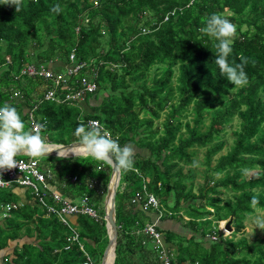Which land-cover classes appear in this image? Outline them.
Segmentation results:
<instances>
[{
  "label": "trees",
  "instance_id": "trees-1",
  "mask_svg": "<svg viewBox=\"0 0 264 264\" xmlns=\"http://www.w3.org/2000/svg\"><path fill=\"white\" fill-rule=\"evenodd\" d=\"M56 4L62 8L59 14L51 12ZM215 13L236 26L228 59L246 61L248 82L243 87L230 84L220 72L214 39L199 31ZM68 64L81 67V77L97 84L83 109L66 102L61 84L55 89L56 101L41 103L44 87L52 82L21 73L43 66L62 83ZM74 81L71 75L66 83L73 86ZM4 104L16 107L27 127L32 111L36 122H44L42 135L51 144L77 142L75 129L94 120L121 146L134 147L136 170L120 175L115 196L113 264H162L151 240L136 233L144 224L135 215L147 220L148 213L128 207L143 186L173 210L172 217L161 221L188 218L191 256L182 257L179 243L175 264H264V236L250 244L242 236L247 216L264 212V0H23L19 12L0 0V106ZM165 110L164 121L156 124ZM235 119L239 127L230 149L211 166L224 148L221 134ZM197 148L206 149L207 170L199 185L194 184L193 169L184 172L194 164ZM37 160L48 183L63 196L76 200L87 195L98 210L110 166L83 156ZM247 172H254L249 179ZM211 173L222 176L214 179ZM140 176L146 179L143 183ZM91 181L103 191L89 188ZM219 188L231 197L223 200ZM253 197L259 200L255 207ZM33 199L31 212L21 214L12 205L16 219L3 217L12 232L2 233L0 250L18 239L23 228L36 241L16 246L6 264H82V251L67 242L68 230ZM98 214L103 217V208ZM72 218L85 250L103 256L108 243L103 218ZM230 219L233 231L225 237L218 222ZM158 230L166 244L173 243V233L160 225ZM212 232L217 241H208ZM112 259L110 254V264Z\"/></svg>",
  "mask_w": 264,
  "mask_h": 264
},
{
  "label": "clouds",
  "instance_id": "clouds-1",
  "mask_svg": "<svg viewBox=\"0 0 264 264\" xmlns=\"http://www.w3.org/2000/svg\"><path fill=\"white\" fill-rule=\"evenodd\" d=\"M5 5H14L16 12L21 11L23 6V0H4ZM62 11V8L59 4L54 5L51 8V12L59 14ZM167 19V16L165 17ZM236 26L231 23L227 18H225L222 14L215 13L212 14L210 17H208L205 22L204 26L199 29V31L209 37H212L214 39L213 47L216 51V58H215V64L218 66L220 72L226 76L228 82L236 87H243L247 84V75L244 71V65L246 61L242 60L241 63H230L229 62V56L232 53V43L233 38L236 34ZM144 29H142V32ZM77 65L68 64L67 66V72L65 74V78L63 79L64 82L61 86V91L64 92V97L66 102L72 106L76 103H84L86 102V99L88 95H91L96 92L97 90V84L95 81L88 82L95 85V90L93 92L84 91L82 99H72L71 96L74 93V91L71 88H80L84 89L81 83V80L83 79L79 72L82 70L80 68L75 73L69 74L70 71L74 70V68ZM73 75V78L75 79L73 86H68L66 83V80L70 78V76ZM43 79V78H42ZM44 80V79H43ZM47 81V80H46ZM50 88V85H46L44 87V92L42 94L40 102H53L57 100V97L53 101H46L44 99V94L46 93L47 89ZM72 93V94H70ZM69 97V98H67ZM33 106V105H32ZM33 108H36L33 106ZM29 122L36 123L34 127H31L29 124V127L26 126L25 122L21 118V114L18 112L16 107L11 106L9 104H4L3 106H0V170H10L17 167V158H24L26 160H33L37 162V166L39 171L45 176V183L49 187V189L53 192L58 193L62 198L69 200L73 204H77L79 200L85 196L88 198V203L92 206V208L96 211L98 219L94 221H99L103 218L105 221L106 216V210L104 211L103 217L98 214V210H96L95 206L91 203L90 197L87 195L79 196L76 200L68 198L63 196L54 186L50 185L48 183V177L46 174L42 172V170L39 168L38 160L36 157H46V154H49L53 151H57L58 158H66L69 154V151L74 155V157L77 156H83L85 158H92L97 162H100L104 165L110 166L113 169V172L117 175H123L127 173L128 171H135L134 169V147L131 144H126L124 146H121L120 143L112 138V135L110 132L106 131L102 125L98 121H90L89 125L86 126L84 124H80L74 132V135L78 137V141L72 142L75 143L71 146V148L63 149V150H54L52 147L56 144H51L46 142V138L43 137L42 132L44 131V122H36L34 120V117L32 115V111L29 113ZM88 122V121H87ZM70 143V144H72ZM69 145V144H68ZM27 154V155H18V154ZM71 158V157H69ZM247 171V169H245ZM137 173L140 174V172L137 170ZM111 175V174H110ZM141 177V183H143L146 179ZM76 178H72V182H74ZM120 181V180H119ZM109 183V182H108ZM140 183V184H141ZM96 186V183L94 181H91L88 183L89 188H93ZM108 187V185H107ZM119 187L116 188V191ZM25 189L30 190L29 188L23 187ZM141 192V188H139ZM31 191V190H30ZM32 193V191H31ZM107 193V189H106ZM105 193V197H106ZM33 194V193H32ZM146 194L154 196V198L158 201V209H143V202L146 198L145 194H142L143 200L138 203H132V199L135 197V195L130 199V205L131 206H138L143 212L145 213H151V210H154V220L150 221L149 223H146L143 225V228H137L136 233L143 234L147 239L151 240L148 235L144 233V230L147 226L154 224L156 231L160 234L162 245L164 247V250L167 252L168 257L170 258L172 264H175V259L172 256V251L168 249V247H165L164 244V237L162 233L158 230L159 223L162 219H164L166 214V208L162 206L160 200L158 197L150 192L147 191L146 188ZM34 196V195H33ZM116 196V193H115ZM35 198V196H34ZM36 199V198H35ZM37 201V199H36ZM52 203V202H50ZM105 203V198H104ZM37 204L39 205L38 201ZM259 204V200L256 197H253L251 200L252 206H257ZM40 206V205H39ZM56 208V205H53ZM41 207V206H40ZM6 210V205H5ZM11 210V207H10ZM5 211L3 214V217L7 215V213L10 212ZM47 216H52L56 218L59 223H61L67 230L71 231L70 228L75 231L77 234V241L70 240L71 235L67 234V242L71 244V242L77 243L79 249L83 253V261L82 264L85 261V254H87L92 263L94 264L91 256L89 253L85 250L84 245L80 242V235L78 230L72 225V223L69 221L70 217H76V216H85V215H69V216H63V218L66 220L67 225L63 224L60 217L54 214H49L46 212ZM169 215H173L172 212L169 213ZM8 217V216H7ZM89 217V216H86ZM172 217V216H171ZM90 218V217H89ZM116 220V219H115ZM227 221H219L218 222V229L222 232L224 236L229 235L230 233L225 234L223 229L219 227L220 223H223L225 225ZM252 223L256 225V228L264 229V217L254 216L252 217ZM105 227H106V221H105ZM232 228V227H231ZM225 229V228H224ZM107 231V229H106ZM226 231V230H225ZM233 231V230H232ZM216 233L212 232L210 235H208L207 239L208 241H217L218 236L216 235V239L212 240V235ZM108 236V234H107ZM117 241V240H116ZM70 244H68L65 247V250H68L70 247ZM152 244V241H151ZM153 246V244H152ZM82 247V249H81ZM154 249V248H153ZM155 250V249H154ZM158 254V252H157ZM159 255V254H158ZM160 256V255H159ZM115 258V257H114ZM161 260V258H160ZM162 261V260H161ZM114 262V260H113ZM112 262V263H113ZM102 263V262H101ZM111 263V264H112ZM163 264V262H162ZM197 264V263H195Z\"/></svg>",
  "mask_w": 264,
  "mask_h": 264
},
{
  "label": "built area",
  "instance_id": "built-area-1",
  "mask_svg": "<svg viewBox=\"0 0 264 264\" xmlns=\"http://www.w3.org/2000/svg\"><path fill=\"white\" fill-rule=\"evenodd\" d=\"M80 68L81 67L76 66L74 70L69 72V74L75 73ZM25 71H27V75L29 76L38 75L44 80H50L52 82V86H50V88L47 89L46 93L44 94V99L46 101H53L55 99L56 87L60 84L62 86L64 80H62L61 83L60 77H56L50 70L46 69L43 66H41L39 69H36L35 67H27L21 73L24 74ZM81 83L84 89L70 87V89L74 91L73 94L70 93L72 94V99H82L84 91L93 92L95 90V85L86 82L85 79H82ZM90 121L94 120H89L87 122V126L89 125ZM35 124L36 123L32 122L31 127H34ZM16 162V168L10 170H0V189L13 185L29 188L37 199L39 205L44 207L47 213L59 216L62 223L66 225L67 222L63 218V216L78 214L89 216L90 218H93L95 220L98 219L97 213L88 203L87 197L83 196L77 204H73L69 200L62 198L58 193L51 191L45 183V176L39 171L36 161H33L31 159L26 160L24 158H17ZM141 189L142 193H137L132 199V203L141 202L143 200L142 194L144 193L146 198L143 202V209L147 210L152 208L157 210L159 207L158 201L154 198V196L146 194V188L144 186ZM53 205H56V208ZM6 210L9 211L10 207L7 206ZM70 230L72 233L70 240L77 241V234L71 228ZM144 233L151 239L153 248L160 255L163 264H172L167 252L164 250L161 236L156 231L155 225L152 224L147 226L144 230ZM215 239L216 235L213 234L212 240ZM83 264H93L87 254H85V261Z\"/></svg>",
  "mask_w": 264,
  "mask_h": 264
},
{
  "label": "rangeland",
  "instance_id": "rangeland-1",
  "mask_svg": "<svg viewBox=\"0 0 264 264\" xmlns=\"http://www.w3.org/2000/svg\"><path fill=\"white\" fill-rule=\"evenodd\" d=\"M28 70H30V69H28ZM60 73H64V70L61 71ZM166 114H167V111L166 110L164 112H161L160 113V118L158 120H155V123L161 125V123L164 121V119L166 117ZM190 118H191V116H189V118L187 120L190 121ZM208 124H209V122H208V120H206L205 123H204V126H202V130L203 131L206 130ZM238 127H239V122L235 119V120L232 121V123L230 125H228L226 127V132L221 134V137L222 138H221L220 141H223L224 148L220 151L219 154H217L213 158V160L211 162V166H214V164L216 163V160L218 159V157L220 155H225L228 152V150L230 149V147L232 145V141H233V139L235 137L234 134H233V132L235 130H237ZM182 132H184V128L182 129ZM194 152H195L194 153L195 155L193 157L194 164L193 165L185 166L184 172H187L188 169H190V168L193 169L194 175H195L194 176L195 177L194 184L195 185H199V184H203V182H204V176H205V171L207 170L206 164H205L206 149L205 148H197ZM44 158H56V157H54V156H46ZM252 173H254V172H247L245 174V177L248 178V179L251 178L253 176ZM210 175L213 176L214 179H218V178H220L222 176V174H220V175L215 174L214 175L212 173ZM96 187H97V185H96ZM97 188L100 190V192L103 191V188H101V187H97ZM219 190H222V189L219 188ZM194 192L197 193V190L195 189ZM223 192H224V190H222V193ZM228 194L225 195V192H224L223 196L221 195L222 196V199L223 200L229 199L231 196L228 195ZM104 198H105V196L103 195V198L100 201V205L101 206L100 205L98 206V211L99 210L101 211L102 208H103V211H105ZM168 202H169V204L171 203L170 200ZM170 212H173V210L169 209L166 206V214H167V217L168 218H170L171 216H173V215H169ZM151 213H154V210H151ZM254 216L264 217V212L257 210L252 215L247 216V218L245 219V222H244L245 230H244V232H243L244 234L242 236H245V239H246V241L249 244L251 242H253L255 240V238H263V236H264V229L261 230L259 228H256V225L254 223H252V217H254ZM48 217H52V216H48ZM173 220L177 221V217H174ZM186 222L187 221L185 219H183L180 222V226H182V228L180 229L179 234L177 235L178 237L176 238V241L178 243H181L184 246V254L182 255V257L185 258V259H188L191 256L189 254L190 242L188 240V237L192 234V232L189 231V230H187L185 228V223ZM219 227H221L223 229V231L225 232V234L228 233V231H225L223 223H220L219 224ZM68 234L71 235L72 234L71 231L68 230ZM230 235H231V233H230ZM228 236L229 235H227V237ZM71 243L77 245V243H75V242H71ZM204 243H207V241H205ZM205 246L208 247V244H206ZM88 253L91 256L94 264H101V262H102V256L100 257V254L99 253L93 254V251L88 252Z\"/></svg>",
  "mask_w": 264,
  "mask_h": 264
},
{
  "label": "crops",
  "instance_id": "crops-1",
  "mask_svg": "<svg viewBox=\"0 0 264 264\" xmlns=\"http://www.w3.org/2000/svg\"><path fill=\"white\" fill-rule=\"evenodd\" d=\"M23 70H21V72ZM84 105L85 102L77 104L76 106H81L83 109ZM29 124L31 126L32 122H29ZM44 138H46L47 143H52L50 139L48 140L46 136H44ZM36 158H44V157H36ZM33 198L34 196L30 190L20 187L18 185H13L0 189V236L3 233L4 234L3 237H5L8 236L7 233L12 232L11 230L6 229V223L4 222L3 214L6 211L5 205L6 207L7 206L11 207L12 205L14 206V208L18 207L17 210L21 214L23 213V211L31 212L36 204ZM4 199H6L8 202L4 203ZM128 207H131L134 211H136L135 213H139L141 211V209L138 206L132 207L131 205L130 206L128 205ZM12 210L13 208L9 213H7L8 214L7 219H16L15 215L17 210L15 211L13 210V212ZM146 216L148 218L147 220L144 219V216L142 214L135 215V218L142 224L149 223L151 220H154L155 218L154 217L155 215L153 213H148L146 214ZM184 219L186 220L188 218L185 217ZM69 221L74 223V219L72 217L69 218ZM159 225L162 227L163 230L164 229L169 230L171 233H173L172 235V239L174 240L172 241L173 243H167L164 245L165 247H168L170 251H172V256L174 258L176 254L174 248H176L177 245L179 244L176 241V238L178 237L177 235L179 234V231L182 228V226H180V222L175 220H163L159 223ZM18 235H19L18 239H15L13 241H8L6 247L0 250V264H6L7 261H10L13 258V252L16 246H20L23 243H36L33 237H27L26 228H23L20 232H18Z\"/></svg>",
  "mask_w": 264,
  "mask_h": 264
},
{
  "label": "water",
  "instance_id": "water-1",
  "mask_svg": "<svg viewBox=\"0 0 264 264\" xmlns=\"http://www.w3.org/2000/svg\"><path fill=\"white\" fill-rule=\"evenodd\" d=\"M73 144L75 143H72L69 145H54L52 149L54 150L68 149V148H71ZM18 155H27V154L21 153ZM46 156L58 157L57 151H53L49 154H46ZM69 157H74V155L70 153L68 154L66 158H69ZM113 180H115V186L113 185ZM119 180H120V175L115 174L113 172V169L111 168L110 180L108 183L107 193L105 197V210H106L105 221H106V229H107V234H108V243L105 248V251L103 252L101 264H105V260L110 250H111V254L113 255L112 262L115 257V248H116V239H117V226H116V220H115V193H116V188L118 186ZM224 228L226 231H228V233L232 232L231 219L225 223Z\"/></svg>",
  "mask_w": 264,
  "mask_h": 264
},
{
  "label": "bare ground",
  "instance_id": "bare-ground-1",
  "mask_svg": "<svg viewBox=\"0 0 264 264\" xmlns=\"http://www.w3.org/2000/svg\"><path fill=\"white\" fill-rule=\"evenodd\" d=\"M71 152H69L70 154ZM113 185L115 186V180H113ZM110 254H111V250L108 252V256L106 258V264H110Z\"/></svg>",
  "mask_w": 264,
  "mask_h": 264
}]
</instances>
